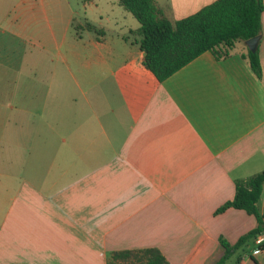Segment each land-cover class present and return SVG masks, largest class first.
<instances>
[{"label":"crops","instance_id":"0c3cea01","mask_svg":"<svg viewBox=\"0 0 264 264\" xmlns=\"http://www.w3.org/2000/svg\"><path fill=\"white\" fill-rule=\"evenodd\" d=\"M153 1L174 21L214 0ZM79 2L0 0V264H105L148 247L214 264L220 240L256 226L214 210L264 171V0L259 77L239 40L161 81L122 38L138 27L129 12ZM84 21L102 35L73 28ZM221 264H264V251L249 240Z\"/></svg>","mask_w":264,"mask_h":264},{"label":"trees","instance_id":"16d2710c","mask_svg":"<svg viewBox=\"0 0 264 264\" xmlns=\"http://www.w3.org/2000/svg\"><path fill=\"white\" fill-rule=\"evenodd\" d=\"M86 3L90 0H80ZM137 21L138 27L122 35L136 43L144 53L142 64L158 81L199 55L209 51L215 59L230 54L236 41L246 40L260 34L261 0H214L196 12L174 21L167 19L153 0H116ZM75 30L86 29L97 38L102 30L84 21L72 24ZM253 73L260 76L257 49L242 53ZM264 183V171L234 181V192L230 200L218 206L214 213L228 207L241 209L253 215L256 226L241 235L233 245L220 240L224 247L222 256L214 264H221L235 249L264 229V215L257 208V201ZM105 264H168L154 247L113 250L106 256Z\"/></svg>","mask_w":264,"mask_h":264},{"label":"built area","instance_id":"2783aa9c","mask_svg":"<svg viewBox=\"0 0 264 264\" xmlns=\"http://www.w3.org/2000/svg\"><path fill=\"white\" fill-rule=\"evenodd\" d=\"M253 245L255 250L264 251V229L254 236Z\"/></svg>","mask_w":264,"mask_h":264},{"label":"water","instance_id":"95a60500","mask_svg":"<svg viewBox=\"0 0 264 264\" xmlns=\"http://www.w3.org/2000/svg\"><path fill=\"white\" fill-rule=\"evenodd\" d=\"M258 39H259V34L244 40L247 49L250 51H254L256 49ZM263 225H264V221H263Z\"/></svg>","mask_w":264,"mask_h":264},{"label":"rangeland","instance_id":"374dc122","mask_svg":"<svg viewBox=\"0 0 264 264\" xmlns=\"http://www.w3.org/2000/svg\"><path fill=\"white\" fill-rule=\"evenodd\" d=\"M71 1H72V2H73V1H76L78 4H80L79 0H71ZM99 3L102 4V5H108V2L106 3L105 0H99ZM95 12H96V11H95ZM238 44H239V43L236 42V43H235V47H238V46H239Z\"/></svg>","mask_w":264,"mask_h":264}]
</instances>
